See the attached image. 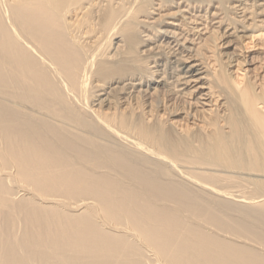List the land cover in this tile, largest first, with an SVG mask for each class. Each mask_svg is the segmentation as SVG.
<instances>
[{
    "label": "bare ground",
    "instance_id": "1",
    "mask_svg": "<svg viewBox=\"0 0 264 264\" xmlns=\"http://www.w3.org/2000/svg\"><path fill=\"white\" fill-rule=\"evenodd\" d=\"M0 264H264V0H0Z\"/></svg>",
    "mask_w": 264,
    "mask_h": 264
}]
</instances>
